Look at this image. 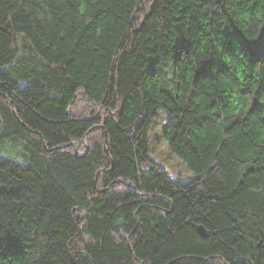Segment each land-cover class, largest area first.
Returning <instances> with one entry per match:
<instances>
[{"label":"trees","instance_id":"1","mask_svg":"<svg viewBox=\"0 0 264 264\" xmlns=\"http://www.w3.org/2000/svg\"><path fill=\"white\" fill-rule=\"evenodd\" d=\"M262 197L264 0H0V264H264Z\"/></svg>","mask_w":264,"mask_h":264},{"label":"rangeland","instance_id":"2","mask_svg":"<svg viewBox=\"0 0 264 264\" xmlns=\"http://www.w3.org/2000/svg\"><path fill=\"white\" fill-rule=\"evenodd\" d=\"M87 105H89L88 102L83 98L77 103L79 110H86ZM169 120L170 114L163 108L160 110L158 116L153 119L149 130L150 156L154 161L162 164L175 180L186 182L194 178L196 173L190 169L188 163L182 157L169 148L163 136L164 128ZM85 144L88 148L89 142L87 139L85 140ZM10 150H13V148L11 147ZM76 150L79 151L78 147H76Z\"/></svg>","mask_w":264,"mask_h":264},{"label":"snow or ice","instance_id":"3","mask_svg":"<svg viewBox=\"0 0 264 264\" xmlns=\"http://www.w3.org/2000/svg\"><path fill=\"white\" fill-rule=\"evenodd\" d=\"M262 199H264V197H262ZM36 259H37V264H43V256H42V254L38 253Z\"/></svg>","mask_w":264,"mask_h":264},{"label":"water","instance_id":"4","mask_svg":"<svg viewBox=\"0 0 264 264\" xmlns=\"http://www.w3.org/2000/svg\"><path fill=\"white\" fill-rule=\"evenodd\" d=\"M77 152H79L78 150H76Z\"/></svg>","mask_w":264,"mask_h":264}]
</instances>
